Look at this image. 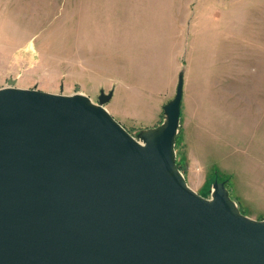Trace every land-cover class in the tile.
Wrapping results in <instances>:
<instances>
[{"label": "rangeland", "instance_id": "374dc122", "mask_svg": "<svg viewBox=\"0 0 264 264\" xmlns=\"http://www.w3.org/2000/svg\"><path fill=\"white\" fill-rule=\"evenodd\" d=\"M181 73L177 166L264 219V0H0V88L113 89L105 107L139 139Z\"/></svg>", "mask_w": 264, "mask_h": 264}, {"label": "water", "instance_id": "95a60500", "mask_svg": "<svg viewBox=\"0 0 264 264\" xmlns=\"http://www.w3.org/2000/svg\"><path fill=\"white\" fill-rule=\"evenodd\" d=\"M0 88V264H264V219L177 166L184 75L134 137L83 93ZM143 141V143H141Z\"/></svg>", "mask_w": 264, "mask_h": 264}, {"label": "trees", "instance_id": "16d2710c", "mask_svg": "<svg viewBox=\"0 0 264 264\" xmlns=\"http://www.w3.org/2000/svg\"><path fill=\"white\" fill-rule=\"evenodd\" d=\"M161 122H162V120H161ZM161 122H160V123H161ZM178 166H179V165H178ZM179 168L181 169V167H180V166H179Z\"/></svg>", "mask_w": 264, "mask_h": 264}, {"label": "bare ground", "instance_id": "6f19581e", "mask_svg": "<svg viewBox=\"0 0 264 264\" xmlns=\"http://www.w3.org/2000/svg\"><path fill=\"white\" fill-rule=\"evenodd\" d=\"M141 143H143V141H141ZM237 204V203H236Z\"/></svg>", "mask_w": 264, "mask_h": 264}]
</instances>
